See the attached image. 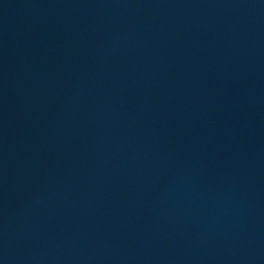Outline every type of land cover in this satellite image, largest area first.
I'll use <instances>...</instances> for the list:
<instances>
[{
	"label": "water",
	"instance_id": "water-1",
	"mask_svg": "<svg viewBox=\"0 0 264 264\" xmlns=\"http://www.w3.org/2000/svg\"><path fill=\"white\" fill-rule=\"evenodd\" d=\"M0 264H264V0H0Z\"/></svg>",
	"mask_w": 264,
	"mask_h": 264
}]
</instances>
